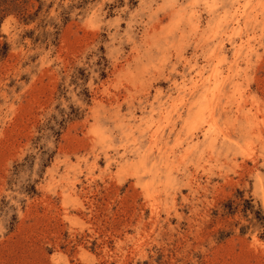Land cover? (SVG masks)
I'll list each match as a JSON object with an SVG mask.
<instances>
[{
  "label": "rangeland",
  "instance_id": "1",
  "mask_svg": "<svg viewBox=\"0 0 264 264\" xmlns=\"http://www.w3.org/2000/svg\"><path fill=\"white\" fill-rule=\"evenodd\" d=\"M0 264H264V0H0Z\"/></svg>",
  "mask_w": 264,
  "mask_h": 264
}]
</instances>
